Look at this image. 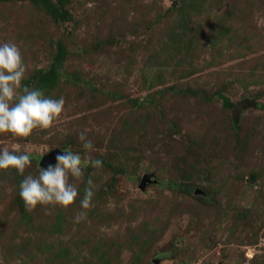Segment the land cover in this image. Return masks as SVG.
Instances as JSON below:
<instances>
[{
	"label": "rangeland",
	"instance_id": "374dc122",
	"mask_svg": "<svg viewBox=\"0 0 264 264\" xmlns=\"http://www.w3.org/2000/svg\"><path fill=\"white\" fill-rule=\"evenodd\" d=\"M59 3L0 0L22 86L65 99L53 128L0 134L32 159L0 170V264H264V0H65L62 17ZM56 149L103 167L71 181L68 209L28 212L19 185Z\"/></svg>",
	"mask_w": 264,
	"mask_h": 264
},
{
	"label": "clouds",
	"instance_id": "9594fccd",
	"mask_svg": "<svg viewBox=\"0 0 264 264\" xmlns=\"http://www.w3.org/2000/svg\"><path fill=\"white\" fill-rule=\"evenodd\" d=\"M26 78V66L20 48L14 42L0 44V134L8 133L16 138H28L33 130H49L64 111L65 99L46 97L43 91L22 86ZM79 141L85 150H94L93 142L84 132L79 133ZM55 165L38 169V176L27 175L19 185V196L28 212L37 206L60 207L68 209L78 197V189L72 180L83 181L86 168L101 169L103 163L89 156L66 149L55 157ZM29 153L18 154V150L0 151V170H15L23 176L26 168L31 167ZM80 206L90 209L95 195V185L87 180ZM87 212L81 211L75 217L79 222L86 219Z\"/></svg>",
	"mask_w": 264,
	"mask_h": 264
},
{
	"label": "water",
	"instance_id": "95a60500",
	"mask_svg": "<svg viewBox=\"0 0 264 264\" xmlns=\"http://www.w3.org/2000/svg\"><path fill=\"white\" fill-rule=\"evenodd\" d=\"M254 106V104L252 102H248L246 101H242V102H238L235 104V106L232 108L231 110V114H232V118L234 120L235 123L238 122L239 120V115L241 114V112L246 109V108H250ZM63 152L62 150H53L47 154H45L40 161V166L41 167H47L49 164H55L56 160L55 157L58 153ZM151 176H143L140 180V185L139 187L142 188L145 186L146 183H155L154 180H150Z\"/></svg>",
	"mask_w": 264,
	"mask_h": 264
},
{
	"label": "trees",
	"instance_id": "16d2710c",
	"mask_svg": "<svg viewBox=\"0 0 264 264\" xmlns=\"http://www.w3.org/2000/svg\"><path fill=\"white\" fill-rule=\"evenodd\" d=\"M65 0H60V3L57 5V7H54V6H48V9L51 13L53 14H57V15H60L61 17L64 15V12H63V9H62V5H63V2ZM63 55V54H62ZM61 54L58 56L57 58V63H60L61 61V58L63 57ZM58 66H55L51 71H49L47 73V77H48V80H50L51 78H53L55 76V74L58 72ZM47 80V81H48ZM219 97L221 98L222 100V107L223 108H227V107H230L231 104L229 105V100L227 99V97L223 96L222 94H219ZM177 185L173 186V187H176Z\"/></svg>",
	"mask_w": 264,
	"mask_h": 264
}]
</instances>
